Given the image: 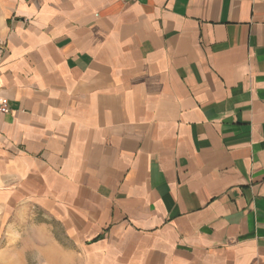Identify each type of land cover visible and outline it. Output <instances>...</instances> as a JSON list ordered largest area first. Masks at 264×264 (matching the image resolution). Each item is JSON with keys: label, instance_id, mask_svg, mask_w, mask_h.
Here are the masks:
<instances>
[{"label": "crops", "instance_id": "obj_1", "mask_svg": "<svg viewBox=\"0 0 264 264\" xmlns=\"http://www.w3.org/2000/svg\"><path fill=\"white\" fill-rule=\"evenodd\" d=\"M2 101L39 264H264V0H0Z\"/></svg>", "mask_w": 264, "mask_h": 264}, {"label": "rangeland", "instance_id": "obj_2", "mask_svg": "<svg viewBox=\"0 0 264 264\" xmlns=\"http://www.w3.org/2000/svg\"><path fill=\"white\" fill-rule=\"evenodd\" d=\"M40 222L51 224L36 208L0 205V264H39L32 227Z\"/></svg>", "mask_w": 264, "mask_h": 264}, {"label": "built area", "instance_id": "obj_3", "mask_svg": "<svg viewBox=\"0 0 264 264\" xmlns=\"http://www.w3.org/2000/svg\"><path fill=\"white\" fill-rule=\"evenodd\" d=\"M8 111V105L6 102H0V114H4Z\"/></svg>", "mask_w": 264, "mask_h": 264}]
</instances>
